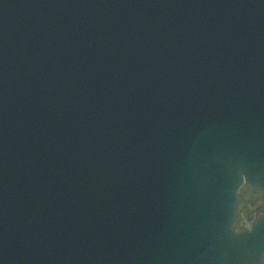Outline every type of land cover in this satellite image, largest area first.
Returning a JSON list of instances; mask_svg holds the SVG:
<instances>
[{
  "label": "water",
  "instance_id": "obj_1",
  "mask_svg": "<svg viewBox=\"0 0 264 264\" xmlns=\"http://www.w3.org/2000/svg\"><path fill=\"white\" fill-rule=\"evenodd\" d=\"M264 0H0V264H264Z\"/></svg>",
  "mask_w": 264,
  "mask_h": 264
},
{
  "label": "rangeland",
  "instance_id": "obj_2",
  "mask_svg": "<svg viewBox=\"0 0 264 264\" xmlns=\"http://www.w3.org/2000/svg\"><path fill=\"white\" fill-rule=\"evenodd\" d=\"M257 213H264V205L260 199H257L255 203L248 205V208L242 211L240 224L250 228Z\"/></svg>",
  "mask_w": 264,
  "mask_h": 264
}]
</instances>
